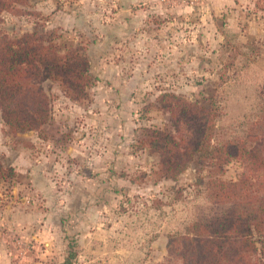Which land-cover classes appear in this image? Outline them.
<instances>
[{"label": "rangeland", "instance_id": "rangeland-1", "mask_svg": "<svg viewBox=\"0 0 264 264\" xmlns=\"http://www.w3.org/2000/svg\"><path fill=\"white\" fill-rule=\"evenodd\" d=\"M22 10L3 14L1 33L40 32L61 52L81 43L98 81L80 102L46 82L53 119L39 131L12 133L0 114V163L16 173L0 180V264H182L170 242L222 210L208 198L210 167L154 183L158 157L132 145L143 127L173 130L165 93L217 92L224 32L261 49L264 73V0H31ZM256 86L220 88L216 142L243 134ZM247 176L264 195V171L246 161L224 179Z\"/></svg>", "mask_w": 264, "mask_h": 264}, {"label": "trees", "instance_id": "trees-1", "mask_svg": "<svg viewBox=\"0 0 264 264\" xmlns=\"http://www.w3.org/2000/svg\"><path fill=\"white\" fill-rule=\"evenodd\" d=\"M31 0H0V23L5 12L21 15ZM222 49L229 58L219 74V86L257 80V103L243 117V134L217 141L222 92L190 101L165 93L161 103L170 114L173 130L143 127L133 151L147 149L158 157L150 178L154 183L176 181L193 163L208 165V198L222 208L206 220L187 227L173 238L170 256L182 264H264V195L254 189L249 177L224 179L233 161L248 162L264 171V78L258 66L261 49L241 44L237 36L223 33ZM246 51V52H244ZM61 81L73 101H88L98 78L93 74L87 48L81 43L61 52L40 32L10 36L0 32V114L12 133L39 131L53 119L48 81ZM208 103L209 108L202 105ZM16 175L0 163V180ZM175 243V245L173 244ZM68 259L65 264H71Z\"/></svg>", "mask_w": 264, "mask_h": 264}, {"label": "crops", "instance_id": "crops-1", "mask_svg": "<svg viewBox=\"0 0 264 264\" xmlns=\"http://www.w3.org/2000/svg\"><path fill=\"white\" fill-rule=\"evenodd\" d=\"M263 12H264V10H263Z\"/></svg>", "mask_w": 264, "mask_h": 264}]
</instances>
